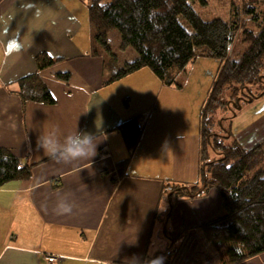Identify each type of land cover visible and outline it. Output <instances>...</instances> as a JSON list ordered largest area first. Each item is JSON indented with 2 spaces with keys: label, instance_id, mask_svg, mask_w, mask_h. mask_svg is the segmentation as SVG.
Here are the masks:
<instances>
[{
  "label": "crops",
  "instance_id": "crops-1",
  "mask_svg": "<svg viewBox=\"0 0 264 264\" xmlns=\"http://www.w3.org/2000/svg\"><path fill=\"white\" fill-rule=\"evenodd\" d=\"M82 3L0 0V147L32 171L0 186V264H144L167 249L164 232H196L221 209L215 188L170 208L174 184L201 180L199 114L206 98L196 101L189 84L194 78L202 84L198 67L211 62L214 70L202 74L213 81L220 61H195L181 89L163 85L148 68L105 84L93 30L77 14ZM43 51L65 57L41 73L56 103H23L10 89L38 70ZM59 72H69L70 81L58 79ZM245 112L251 115L238 119L233 133L251 148L264 140V96ZM141 116H148L143 127ZM121 125L142 127L131 152ZM47 132L61 145L69 134L89 133L95 154L71 163L50 158L37 143ZM59 204L72 210L60 212ZM49 254L57 261L49 263Z\"/></svg>",
  "mask_w": 264,
  "mask_h": 264
},
{
  "label": "trees",
  "instance_id": "trees-1",
  "mask_svg": "<svg viewBox=\"0 0 264 264\" xmlns=\"http://www.w3.org/2000/svg\"><path fill=\"white\" fill-rule=\"evenodd\" d=\"M83 1L88 6L94 34L93 54L103 56L104 65L111 73L105 75V84L149 68L163 85L182 88L180 79L195 61L200 58L220 61L199 114L201 180L174 184L170 208L179 201L206 196L215 188L222 199L220 212L196 227L199 231L196 237L213 246L220 264H241L264 255V140L247 148L234 135L233 124L224 126L223 132L214 131L217 121L232 120L244 102L264 96V8L260 10L259 0H244L250 5L246 13H252L259 30L255 32L245 25L243 41L247 47L236 53H241L238 58H232L230 52L242 23L236 18L207 20L194 9L191 1L195 0ZM113 30L119 32L121 49L132 47L136 51L133 61L117 64L118 56L113 53L109 38ZM100 46L113 53L110 63L99 52ZM64 59L47 51L38 53V70L22 77L17 89L10 92L19 95L23 103L55 104L56 98L41 73ZM56 77L66 83L71 78L69 72H59ZM221 108L230 109L232 114L218 118ZM117 129L123 132L129 151H133L142 127L139 132L124 125ZM129 160H124L122 165L126 167ZM31 172L30 165L22 164L12 151L0 147V186L27 178ZM183 252H172L169 247L156 254L154 260L162 257L163 264H210L193 257L183 263Z\"/></svg>",
  "mask_w": 264,
  "mask_h": 264
},
{
  "label": "rangeland",
  "instance_id": "rangeland-1",
  "mask_svg": "<svg viewBox=\"0 0 264 264\" xmlns=\"http://www.w3.org/2000/svg\"><path fill=\"white\" fill-rule=\"evenodd\" d=\"M80 1H82L83 3L80 5V10L78 12L77 11L76 12H77V14L83 12L82 16H84V14H85L86 23L84 24V26H85V28H87V26L89 25L88 23H90V20L88 22V19H86L88 6L86 5V2H84L83 0H80ZM259 2L261 3V5L259 6V8L261 10L264 8V0H259ZM191 4L193 5L194 9L203 18H205L207 20H211L214 18H221V19H224L226 21H230L232 18H236V19H238V21H240L242 23V27L239 29L238 34L236 36V39H235V41L231 47L230 56L232 58H238L240 56V54L247 47V43H245L243 41L244 29H246V27H247V28H249L255 32H257L259 30L256 23L252 20V17H251L252 13H246L247 7L250 5H248L249 4L248 2H246V1L244 2V0H205V3H203L201 0H195V1H191ZM237 6H239L240 8L236 9ZM245 25H246V27H245ZM90 26H91V23H90ZM91 28H92V26H91ZM109 38H110L112 51H113V53L117 54V56H118V61H117L118 65H124L127 61H133L136 58L137 53L132 47H128L125 50L120 48V37H119L118 30L111 31ZM239 51L241 53L236 54ZM99 52L101 54L104 53L106 55V62H108V63L111 62V59L113 57V55H112L113 53L104 50V48L102 46H100ZM208 59H211L212 61H219V60H216L214 58H208ZM204 65H205V67H198V73L196 75L200 79H201V77L204 78L202 84L198 85L196 83L195 78H194L193 80H191V82L189 84L191 86L189 90L192 93L191 92L188 93L190 95L195 96L196 101L199 100V101H201V103L203 102L204 98H207L208 92H209V90L212 86V83H213L212 78H208V74H206L207 76L204 77L202 73L204 71H209V72L213 71L214 70L213 67H215V64H213L212 62L210 65H207V64H204ZM104 69L106 72V76L111 74L110 70L107 68V66L104 67ZM217 71H218V67L216 69V72L214 71L215 72L214 76H216ZM152 73H153V71H152ZM180 80H181L180 81L181 84L184 85L185 79L183 77H181ZM184 97H185V99L188 98L187 96H184ZM261 98L262 97H259L253 101L244 102L241 109L238 108L237 115L234 114V118L232 120H227V119L224 120L223 119V120H221V122L217 121L214 125V131L223 132L224 126L228 127L229 123L233 124L232 125V128L234 126L233 131L235 129H237L238 119L244 120L246 117H249L251 115V113L245 112V110L247 108L251 107V105H253L254 103H257ZM138 105L139 104L137 102L134 104L135 110H138L137 109ZM256 112H258V111H256ZM231 114H232V111L230 109H227V108L222 109L221 108L219 113H218V118L226 117L227 115H231ZM236 117H237V119H235ZM147 118H148V116H146V117L141 116L140 119H141V126L142 127L144 126ZM212 155L217 156L214 152L212 153ZM196 236H199V231H196V232L193 231L191 233L190 232H187V233L182 232L181 236L175 232L169 231V234H166L164 232L162 238L165 242V245L168 244V247H170V250H172V252L178 251V253H179L180 250H184V252L182 253L183 259H184L183 263H185L188 259L193 257L198 262L203 261V262H208L210 264H218V263L220 264L218 253L216 252V250H214L213 246L209 242H206V241L202 240L200 237L198 238ZM155 255H156L155 253H152V254L146 256L144 264H150V262L155 259ZM160 256H161V254H160ZM257 257H258V259H256V261L259 264H264V256L260 255ZM253 259H255V258H253ZM251 260L252 259L247 260L241 264H251L253 262Z\"/></svg>",
  "mask_w": 264,
  "mask_h": 264
},
{
  "label": "clouds",
  "instance_id": "clouds-1",
  "mask_svg": "<svg viewBox=\"0 0 264 264\" xmlns=\"http://www.w3.org/2000/svg\"><path fill=\"white\" fill-rule=\"evenodd\" d=\"M38 147L42 148L44 152L50 157L54 158L57 154L62 157L63 163H71L72 161L88 158L95 154L96 143L94 136L86 132H76L69 134L64 138V144L61 145L59 140L55 138L54 133L47 132L42 137H38ZM57 162H61L58 160ZM60 212H70L71 206L67 204H59ZM163 264V258H157L150 264Z\"/></svg>",
  "mask_w": 264,
  "mask_h": 264
},
{
  "label": "built area",
  "instance_id": "built-area-1",
  "mask_svg": "<svg viewBox=\"0 0 264 264\" xmlns=\"http://www.w3.org/2000/svg\"><path fill=\"white\" fill-rule=\"evenodd\" d=\"M46 259L48 260L49 263H54L57 261L58 256L54 254H49L46 256Z\"/></svg>",
  "mask_w": 264,
  "mask_h": 264
},
{
  "label": "water",
  "instance_id": "water-1",
  "mask_svg": "<svg viewBox=\"0 0 264 264\" xmlns=\"http://www.w3.org/2000/svg\"><path fill=\"white\" fill-rule=\"evenodd\" d=\"M241 107H239V109H240Z\"/></svg>",
  "mask_w": 264,
  "mask_h": 264
}]
</instances>
